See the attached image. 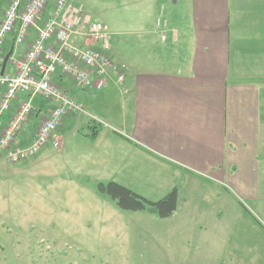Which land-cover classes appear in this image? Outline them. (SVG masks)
<instances>
[{
    "label": "crops",
    "instance_id": "crops-1",
    "mask_svg": "<svg viewBox=\"0 0 264 264\" xmlns=\"http://www.w3.org/2000/svg\"><path fill=\"white\" fill-rule=\"evenodd\" d=\"M141 2L132 21V40L117 43V48L121 46L117 52L111 45L108 51L125 75L126 92L111 81L95 89L53 76V82L86 109L63 117L55 133L60 145L68 151L71 140L65 138L75 136L87 168L134 174L147 169L153 176L154 171H162L159 176L167 171L169 187L177 189L176 181L188 182L186 176L194 172L228 187V198L234 201L237 195L264 203V0ZM52 4L50 0L39 24ZM14 35L8 34L0 50L1 69V58L12 48L4 69L10 74L35 31L21 43H14ZM79 44L99 48L89 39H80ZM2 92L0 88V98ZM25 99L20 94L11 101L0 129ZM31 100L33 114L19 134L22 145L31 143L54 106L39 96ZM84 116L94 125L89 132L76 134ZM92 127L95 136L89 137ZM0 163L13 168L2 158ZM20 167L27 168L23 163Z\"/></svg>",
    "mask_w": 264,
    "mask_h": 264
},
{
    "label": "rangeland",
    "instance_id": "rangeland-1",
    "mask_svg": "<svg viewBox=\"0 0 264 264\" xmlns=\"http://www.w3.org/2000/svg\"><path fill=\"white\" fill-rule=\"evenodd\" d=\"M141 1L73 3L105 23L109 45L117 52V43L132 40ZM7 2L0 0L1 10ZM84 117L76 134L94 125ZM19 134L16 145L24 148ZM65 139L71 140L68 151L47 143L18 165L9 162L11 169L0 165V264H264V203L237 195L234 201L228 187L190 172L188 182L176 181L180 192L173 215L122 210L97 192V182L115 181L155 201L173 188L169 173L87 168L79 141Z\"/></svg>",
    "mask_w": 264,
    "mask_h": 264
},
{
    "label": "built area",
    "instance_id": "built-area-1",
    "mask_svg": "<svg viewBox=\"0 0 264 264\" xmlns=\"http://www.w3.org/2000/svg\"><path fill=\"white\" fill-rule=\"evenodd\" d=\"M50 0H8L0 23L1 45L12 31L14 43L24 41L33 29L26 53L15 61V71L0 74V119L18 95H26L0 129V158L17 163L35 155L47 143L60 147L56 131L69 113H83L81 104L53 82L55 74L81 86L101 89L108 81L126 92L125 75L109 56L111 33L104 22L92 20L81 4L72 0H53L50 12L39 24ZM165 24V21H164ZM164 37V34L162 35ZM80 39L97 42L99 48L81 47ZM2 60V58H1ZM39 96L54 104L48 116L37 126L31 143L19 148L17 136L33 114L31 99Z\"/></svg>",
    "mask_w": 264,
    "mask_h": 264
},
{
    "label": "trees",
    "instance_id": "trees-1",
    "mask_svg": "<svg viewBox=\"0 0 264 264\" xmlns=\"http://www.w3.org/2000/svg\"><path fill=\"white\" fill-rule=\"evenodd\" d=\"M94 130L95 127H92V131L88 133L89 137L95 136ZM96 190L102 195L109 196L116 206L122 210L140 211L148 208L153 210L159 218L173 215L177 206V187H173L155 201L148 200L115 181L97 182Z\"/></svg>",
    "mask_w": 264,
    "mask_h": 264
},
{
    "label": "water",
    "instance_id": "water-1",
    "mask_svg": "<svg viewBox=\"0 0 264 264\" xmlns=\"http://www.w3.org/2000/svg\"><path fill=\"white\" fill-rule=\"evenodd\" d=\"M11 54H12V48L3 57V61H2L1 69H0V74H3L4 69H5V65H6L8 59H9V56Z\"/></svg>",
    "mask_w": 264,
    "mask_h": 264
}]
</instances>
